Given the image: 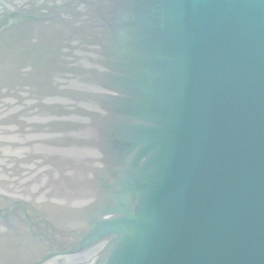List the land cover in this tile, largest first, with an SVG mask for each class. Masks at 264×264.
I'll return each mask as SVG.
<instances>
[{"label":"water","instance_id":"95a60500","mask_svg":"<svg viewBox=\"0 0 264 264\" xmlns=\"http://www.w3.org/2000/svg\"><path fill=\"white\" fill-rule=\"evenodd\" d=\"M0 264H264V0H0Z\"/></svg>","mask_w":264,"mask_h":264}]
</instances>
